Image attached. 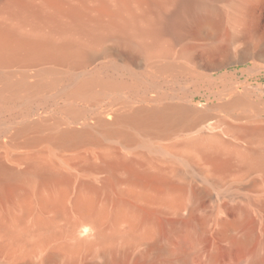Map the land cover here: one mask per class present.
<instances>
[{"label":"bare ground","instance_id":"1","mask_svg":"<svg viewBox=\"0 0 264 264\" xmlns=\"http://www.w3.org/2000/svg\"><path fill=\"white\" fill-rule=\"evenodd\" d=\"M219 1L0 0V264H264V84L218 75L264 44Z\"/></svg>","mask_w":264,"mask_h":264},{"label":"rangeland","instance_id":"2","mask_svg":"<svg viewBox=\"0 0 264 264\" xmlns=\"http://www.w3.org/2000/svg\"><path fill=\"white\" fill-rule=\"evenodd\" d=\"M240 5L245 15L236 14L238 21L233 22L235 17L233 14V5ZM217 7L225 12L226 19L219 33H222L219 42L227 43L231 39L235 40L230 48V56L235 58L241 50L247 45L257 48L264 44V0H221L217 2ZM246 29L251 36H246ZM205 33H214L210 29L205 30ZM234 36V38H232ZM250 64L243 65L232 64L218 75L225 73L222 82L227 81H247L248 83L264 84V73L258 77L250 74L247 69ZM234 79V80H233ZM218 264H234L239 260L241 264H248L249 257H239L236 252L230 248L229 244H220L218 252ZM239 261V262H240ZM199 262L205 264V256L201 255Z\"/></svg>","mask_w":264,"mask_h":264}]
</instances>
